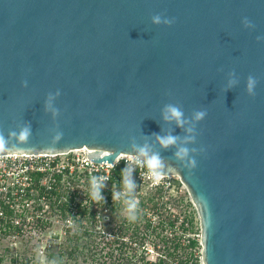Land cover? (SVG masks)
Here are the masks:
<instances>
[{
	"label": "water",
	"instance_id": "95a60500",
	"mask_svg": "<svg viewBox=\"0 0 264 264\" xmlns=\"http://www.w3.org/2000/svg\"><path fill=\"white\" fill-rule=\"evenodd\" d=\"M82 149L178 177L202 264H264V0H0V155Z\"/></svg>",
	"mask_w": 264,
	"mask_h": 264
},
{
	"label": "rangeland",
	"instance_id": "374dc122",
	"mask_svg": "<svg viewBox=\"0 0 264 264\" xmlns=\"http://www.w3.org/2000/svg\"><path fill=\"white\" fill-rule=\"evenodd\" d=\"M162 181L166 191L162 202L168 203L159 212L148 209L152 205L148 198L154 192L149 186L142 187L127 199L124 194L119 196L122 202L116 200L118 205L115 202L89 207L85 217L76 218L79 225L72 230L50 225L41 233L35 230L23 237L0 235V264H141L138 259L142 256L154 261L168 253L172 257L167 264L185 260L186 253H192L190 262L202 264L199 218L186 188L178 177ZM108 196L106 193L102 198L106 200ZM92 211L94 218L90 215ZM167 216L175 222L174 228L159 225L158 220ZM184 216L192 219V235L180 227ZM146 220L155 229L147 228ZM184 238H195L198 243L192 250H184L183 244L187 243ZM175 244L179 246L174 250Z\"/></svg>",
	"mask_w": 264,
	"mask_h": 264
},
{
	"label": "built area",
	"instance_id": "2783aa9c",
	"mask_svg": "<svg viewBox=\"0 0 264 264\" xmlns=\"http://www.w3.org/2000/svg\"><path fill=\"white\" fill-rule=\"evenodd\" d=\"M121 164L127 170L125 182H138L135 189L165 186L162 180L167 177L154 173L145 160L136 156L120 155L107 165L89 161L87 151L0 155V235L14 234L18 238L35 230L41 233L50 225L72 230L79 225L76 218L85 217L90 195L98 192L94 207L108 202L102 198L106 193L120 200L125 191L117 193L110 179L114 168Z\"/></svg>",
	"mask_w": 264,
	"mask_h": 264
},
{
	"label": "trees",
	"instance_id": "16d2710c",
	"mask_svg": "<svg viewBox=\"0 0 264 264\" xmlns=\"http://www.w3.org/2000/svg\"><path fill=\"white\" fill-rule=\"evenodd\" d=\"M127 172V170L124 168V166L118 165L117 167L114 168L113 170V176L110 179V185L113 186L117 193H121V191H125L124 193V197L127 199L129 197H131L132 195H134L133 193H136V191L138 190L139 187H137L136 189L134 188L136 185H138V182H134V183H126L123 175ZM88 188L90 191L91 187L90 184H88ZM151 192H154L150 198H148V203H151V207L148 208L149 210L153 209L157 212H159V210L163 209L165 207V205L168 202H162L163 197L166 195V191L163 188H155V189H151ZM98 196V192L95 195H90L88 200H89V207H93V201L95 200V198ZM111 197H107L106 200H108V202L105 204L103 202L99 203V205H105L108 206L110 205V203H115L116 202V198L112 195H110ZM112 197L114 198V200L112 199ZM111 201V202H110ZM120 202L121 199L119 200ZM117 203V202H116ZM118 205V203H117ZM143 207L145 206L144 204H141ZM159 205V206H158ZM158 206V207H157ZM161 214V213H160ZM90 215L92 218H94V212H90ZM168 219V223L165 222V220ZM177 221V219L175 220ZM158 223L160 226L166 225L168 224V226L170 228H174L175 222L174 221H170V219L168 218H160L158 220ZM146 227L147 228H153L155 229L152 225H151V221L150 220H146ZM180 227L182 229V231H184L185 233L187 232L188 234L192 235L193 233V224H192V219H189L188 216H184V220H182ZM186 240V244H183V249L185 250L186 248L189 250H192L198 243V241L195 238H184ZM164 243H166V241H163ZM179 243V242H178ZM178 244H175V246H173V249H177L178 248ZM154 248L156 247V245L153 246ZM192 255V253H186L185 255V260H178V264H196L193 262H190L189 258ZM53 257V256H51ZM170 257H172L171 254H167V255H159L156 260L154 261H150V260H145V257L142 256L140 259H138V261H141V264H167L168 262H170Z\"/></svg>",
	"mask_w": 264,
	"mask_h": 264
},
{
	"label": "clouds",
	"instance_id": "9594fccd",
	"mask_svg": "<svg viewBox=\"0 0 264 264\" xmlns=\"http://www.w3.org/2000/svg\"><path fill=\"white\" fill-rule=\"evenodd\" d=\"M172 111V115L174 117L179 118V116L181 115L180 112H178L176 109H171ZM165 144H171L174 143V139L169 137L167 140L163 141ZM159 165V160L157 158H153L150 162H149V167L150 168H154L157 167Z\"/></svg>",
	"mask_w": 264,
	"mask_h": 264
},
{
	"label": "bare ground",
	"instance_id": "6f19581e",
	"mask_svg": "<svg viewBox=\"0 0 264 264\" xmlns=\"http://www.w3.org/2000/svg\"><path fill=\"white\" fill-rule=\"evenodd\" d=\"M77 151H87L86 149L77 150ZM161 177H167V176H161Z\"/></svg>",
	"mask_w": 264,
	"mask_h": 264
}]
</instances>
